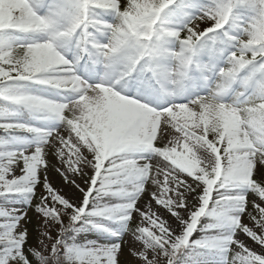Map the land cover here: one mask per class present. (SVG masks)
<instances>
[{"label":"snow or ice","instance_id":"snow-or-ice-1","mask_svg":"<svg viewBox=\"0 0 264 264\" xmlns=\"http://www.w3.org/2000/svg\"><path fill=\"white\" fill-rule=\"evenodd\" d=\"M249 239L264 0H0V264H264Z\"/></svg>","mask_w":264,"mask_h":264},{"label":"rangeland","instance_id":"rangeland-1","mask_svg":"<svg viewBox=\"0 0 264 264\" xmlns=\"http://www.w3.org/2000/svg\"><path fill=\"white\" fill-rule=\"evenodd\" d=\"M201 27H204V25H201ZM51 178H52V180L54 182H56L57 184H60V179H59L58 176H56L55 174H53ZM29 215L31 217V221L28 224V227L32 231V235H33L32 243H35L36 242V235H37V231L36 230L39 227V218L36 216V213H35L34 208L29 212ZM245 219H247V218H245ZM246 243L248 244V246L252 250L257 251L259 254H264V251L261 250V246L255 244L250 239L247 240Z\"/></svg>","mask_w":264,"mask_h":264}]
</instances>
